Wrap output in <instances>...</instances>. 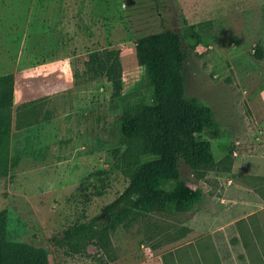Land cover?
I'll return each instance as SVG.
<instances>
[{
	"label": "rangeland",
	"instance_id": "rangeland-1",
	"mask_svg": "<svg viewBox=\"0 0 264 264\" xmlns=\"http://www.w3.org/2000/svg\"><path fill=\"white\" fill-rule=\"evenodd\" d=\"M168 29L183 34L187 95L221 125L211 140L217 163L204 177L180 161L181 177L204 197L186 212L139 215L109 245L70 254L54 238L102 218L128 184L114 156L118 120L124 100L152 97L135 42ZM106 48L116 52L107 74H89V53ZM7 74L11 167L0 178V211L10 240L45 249L50 264H264V0H0Z\"/></svg>",
	"mask_w": 264,
	"mask_h": 264
},
{
	"label": "trees",
	"instance_id": "trees-1",
	"mask_svg": "<svg viewBox=\"0 0 264 264\" xmlns=\"http://www.w3.org/2000/svg\"><path fill=\"white\" fill-rule=\"evenodd\" d=\"M190 34L200 39L199 33ZM135 43L138 63L152 86V97L150 101L124 100L118 120L121 147L114 150V156L128 184L104 207L102 218L69 227L60 238H54L73 255L86 254L90 245H109L112 232L139 215L192 209L204 193L181 177L180 161L200 177L217 163L211 140L220 138L221 125L209 105L187 95L188 52L183 34L168 29L141 36ZM115 54L109 48L90 52L85 61L87 72L106 75ZM255 54L261 57V50ZM109 78L114 96L122 97V74ZM13 99L14 75L0 76V178L11 167ZM8 221V211H0V264H50L45 249L8 238Z\"/></svg>",
	"mask_w": 264,
	"mask_h": 264
}]
</instances>
